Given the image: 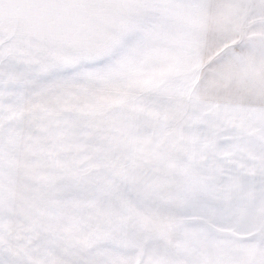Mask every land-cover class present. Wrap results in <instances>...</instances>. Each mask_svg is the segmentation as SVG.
<instances>
[{"label": "snow or ice", "instance_id": "obj_1", "mask_svg": "<svg viewBox=\"0 0 264 264\" xmlns=\"http://www.w3.org/2000/svg\"><path fill=\"white\" fill-rule=\"evenodd\" d=\"M175 52L182 71L127 87ZM113 86L143 110L60 108ZM174 129L202 160L142 151ZM73 145L90 159L56 167ZM192 217L224 243L186 247ZM0 264H264V0H0Z\"/></svg>", "mask_w": 264, "mask_h": 264}, {"label": "rangeland", "instance_id": "obj_2", "mask_svg": "<svg viewBox=\"0 0 264 264\" xmlns=\"http://www.w3.org/2000/svg\"><path fill=\"white\" fill-rule=\"evenodd\" d=\"M188 54L183 52L166 53L163 57V62L158 67H151L146 70L138 71L135 76L129 81L127 87L147 88L156 83L168 79L171 75L178 73L184 69L188 64ZM126 106L129 111H142L140 105L131 102L129 93L124 87L113 86L109 93L95 97L93 99H82L81 97H73L60 104L61 110L71 111L78 110L87 113H102L107 108ZM99 109V110H98ZM23 113H12V118H18ZM181 129H174L170 135L166 136L163 141L153 149L150 141L146 137L137 138L142 145V151L152 152L157 159L163 160L170 168L182 169L183 161L191 158L193 160H202L200 141L193 133L184 131L182 141ZM69 151L74 155L67 159H57L55 165L62 169H71L75 171L74 165L85 163L90 159V154L86 146L73 145L70 146ZM22 167L25 165L22 163ZM29 179L41 185H48L53 179V173L48 169L46 163H41L37 166H27ZM31 191L27 185H18L15 190L14 210L18 209L22 213H27L35 209L36 205L30 199ZM41 211H45L42 207ZM196 221V223H195ZM196 227V228H195ZM217 231L219 229L217 228ZM194 232L195 235H194ZM205 238H203V235ZM176 233L187 235L183 243L191 248L194 246H202L211 241L210 234L207 228L199 222V218H189L187 222H181L177 225L174 235ZM191 238L190 240H187ZM194 241V243H192ZM217 242V241H214Z\"/></svg>", "mask_w": 264, "mask_h": 264}, {"label": "crops", "instance_id": "obj_3", "mask_svg": "<svg viewBox=\"0 0 264 264\" xmlns=\"http://www.w3.org/2000/svg\"><path fill=\"white\" fill-rule=\"evenodd\" d=\"M98 110H99V109H98ZM181 131H182V134H181L182 136H181V137H182V139H183L182 141H185V139L183 138L184 131H183L182 129H181ZM186 135H187V132H186ZM197 140H199L198 136H197ZM199 141H200V140H199ZM202 159H203V158H202ZM195 223H196V221H195ZM196 224H197V223H196ZM195 228H196V227H195ZM195 233H196V232H194V235H195ZM202 235H203V232H202ZM240 235H241V236H244V235H246V234H240ZM203 238L206 239V238H205V235H203ZM190 239H191V238H189V239H187V240H190ZM209 241L214 242L212 239H210ZM192 243H194V241H192ZM214 243H216V244H222V243H224V242H223V241H217V242H214ZM184 245L186 246L187 244L184 243ZM186 247H187V246H186Z\"/></svg>", "mask_w": 264, "mask_h": 264}]
</instances>
